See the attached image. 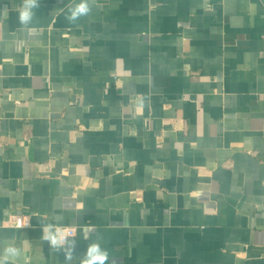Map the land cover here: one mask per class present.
Listing matches in <instances>:
<instances>
[{
    "label": "crops",
    "instance_id": "crops-1",
    "mask_svg": "<svg viewBox=\"0 0 264 264\" xmlns=\"http://www.w3.org/2000/svg\"><path fill=\"white\" fill-rule=\"evenodd\" d=\"M39 2L25 28L0 0V248L264 264V0H90L76 24L79 0Z\"/></svg>",
    "mask_w": 264,
    "mask_h": 264
},
{
    "label": "clouds",
    "instance_id": "clouds-1",
    "mask_svg": "<svg viewBox=\"0 0 264 264\" xmlns=\"http://www.w3.org/2000/svg\"><path fill=\"white\" fill-rule=\"evenodd\" d=\"M39 7V0H22L18 10L19 24L25 28L31 25L36 15L35 10ZM91 7L90 0H79L78 3H73L68 8L65 19L69 24H76L82 17L89 15ZM26 226L29 224H24L22 227ZM85 238H87V232H85ZM41 239L46 241L51 248L58 251L63 249L66 260H72L75 237L67 229L53 224L43 225ZM29 243L25 239L20 246H17L15 242L4 244L0 248V264H29L27 255ZM109 260L108 250L102 247L99 241H95L87 245L86 251L82 255L81 264H108Z\"/></svg>",
    "mask_w": 264,
    "mask_h": 264
},
{
    "label": "built area",
    "instance_id": "built-area-1",
    "mask_svg": "<svg viewBox=\"0 0 264 264\" xmlns=\"http://www.w3.org/2000/svg\"><path fill=\"white\" fill-rule=\"evenodd\" d=\"M10 225L15 227H22L24 224L30 225V217L28 214H22V213H11L7 220ZM63 229H67L69 232H71L73 235L75 234V229L72 226H58Z\"/></svg>",
    "mask_w": 264,
    "mask_h": 264
}]
</instances>
